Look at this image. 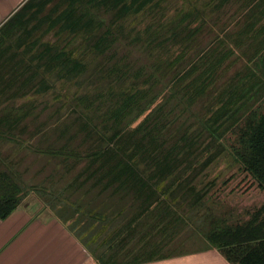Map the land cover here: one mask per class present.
I'll return each mask as SVG.
<instances>
[{"label": "trees", "instance_id": "trees-1", "mask_svg": "<svg viewBox=\"0 0 264 264\" xmlns=\"http://www.w3.org/2000/svg\"><path fill=\"white\" fill-rule=\"evenodd\" d=\"M167 1L29 0L0 28V38L18 25L27 30L17 42V48L23 49L19 60L15 61V52L4 60L23 69L24 79L18 80L23 96L56 91L58 82L83 76L88 70L86 55L76 53L83 42L87 54L104 58L94 93L68 106L81 109L74 118L83 128V144L71 140L47 153L65 164L73 160L84 165L79 178L69 185L76 187L83 179L77 186L86 187L83 195L69 205L62 204L64 212L50 206L99 264H145L179 256L172 242L187 229L186 221L193 219L189 213L201 207L208 195L194 185L203 168L196 171L195 166H186L192 151L183 149L177 140L181 130L178 112L182 102L189 107L209 93L231 52L217 49L200 60L187 57L173 68L170 78L160 69L162 63L136 62L135 67L120 54L130 38L128 21L154 8L160 11ZM213 1L217 13L234 3L241 16L257 9L254 1ZM190 18L188 13L180 21L165 23L156 16L148 25V36L139 35L134 45L146 43L145 54H149L150 48L192 43L203 27L192 29ZM42 30L44 35L54 32L57 39L38 38ZM62 36L67 37L66 43L59 40ZM24 120L19 115L0 114V144L18 138L15 133ZM239 140L237 158L264 192V114L246 119ZM25 194L15 170L0 173V220L23 204ZM183 208H189L188 215L179 213ZM204 236L229 264H264V226L256 231L246 224H214Z\"/></svg>", "mask_w": 264, "mask_h": 264}, {"label": "rangeland", "instance_id": "rangeland-1", "mask_svg": "<svg viewBox=\"0 0 264 264\" xmlns=\"http://www.w3.org/2000/svg\"><path fill=\"white\" fill-rule=\"evenodd\" d=\"M244 1H254L257 9L245 11L241 16L237 14L238 3L217 13L218 5L213 0H168L160 11L154 8L146 15L128 21L126 30L130 38L120 49V54L125 55L135 67L136 62L150 65L162 63L160 69L166 71L168 78L173 68L187 57L188 60H200L215 54L217 49L232 55L209 93L189 107L182 102L178 112L181 130L177 140L183 149L190 147L192 151V158L186 166H195L196 171L203 168L194 185L197 190L208 191L201 207L191 213L189 208L179 210L181 215L189 213L193 217L191 221H186L187 229L172 242L179 256L217 250L205 242L204 235L211 230V225L235 227L246 224L256 231L264 226V192L244 170L236 155L240 147V130L246 119L264 114V0ZM188 13L192 29L203 27L194 42L164 47L163 50L150 48L149 54H145L146 43L134 45L139 35L143 39L148 36V25L156 16L167 23L180 21ZM44 32L42 30L36 36L44 41L57 39L54 32L46 35ZM26 33L27 30L20 29L19 25L8 34L3 33L6 38H0V46L11 48L7 57L15 52V61L19 60L23 49L17 48V42ZM59 40L66 43L67 37L62 36ZM76 53L85 54L88 65L87 72L78 80L58 82L57 90L46 94L31 92L20 96L17 101L1 102V115L11 113L26 117V120L19 126V133H15L18 138L0 144V159L8 163V169L15 170L23 182L25 201L32 198L40 200L44 205V214L48 210L53 211L50 205L61 208L62 204L71 203L86 189H82V185L77 187L83 179L69 189V185L79 178L83 164L73 160L65 164L63 160L47 156L48 152L63 148L67 141L75 140V145L83 144V128L74 118L81 109H68V106L74 100L94 93L93 85L104 58L95 59V56L87 54L84 42L77 45ZM26 60H29L28 57ZM84 143L87 144V141ZM64 210L61 208V212Z\"/></svg>", "mask_w": 264, "mask_h": 264}, {"label": "crops", "instance_id": "crops-1", "mask_svg": "<svg viewBox=\"0 0 264 264\" xmlns=\"http://www.w3.org/2000/svg\"><path fill=\"white\" fill-rule=\"evenodd\" d=\"M28 1L0 0V28ZM9 50L0 46V102L17 101L20 96L24 97L18 90L22 84L19 78L24 79L23 69L14 67L15 63H4ZM7 170L8 163L0 159V173ZM43 207L40 200H24L6 220H0V264H99L56 212L47 209L49 212L46 211V214L49 215H46L42 212ZM145 264L229 263L217 250H205Z\"/></svg>", "mask_w": 264, "mask_h": 264}]
</instances>
